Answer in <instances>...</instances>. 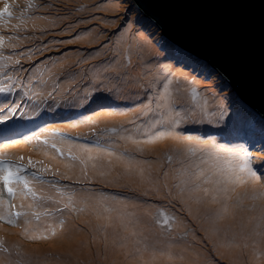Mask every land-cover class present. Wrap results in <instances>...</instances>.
<instances>
[{
  "label": "rangeland",
  "instance_id": "rangeland-1",
  "mask_svg": "<svg viewBox=\"0 0 264 264\" xmlns=\"http://www.w3.org/2000/svg\"><path fill=\"white\" fill-rule=\"evenodd\" d=\"M79 1L16 3H40L41 12L61 13L64 20L59 22L38 15L24 22L54 25L45 35L53 36L47 49L54 58L78 50L47 67L48 77L78 71L60 87L58 80H45L33 72L37 47H31L29 58L16 57V47L0 56V65L9 71L0 79L5 89L0 93L9 106L19 105L15 118L0 124V128L15 126L13 132L5 131L0 146L15 144L28 154L42 150L48 164L59 168L43 171L22 158L0 155L6 159L0 164V264H38L44 259L49 264H116L120 258L129 264H190L194 251V264L209 260L230 264L214 245L221 234L226 238L218 244L243 245L236 247L246 257L243 264H264V247L255 251L259 261L250 255L252 246H264L256 244L264 233V143L257 148L256 141L246 136L257 116L236 98L227 80L220 87L209 74L211 67L195 62L192 53L162 43L156 25L144 26L132 0H115L103 9L91 7L96 14L71 22L79 13L64 14L62 6ZM5 3L0 0V8ZM130 4L138 12L132 13ZM113 11L119 12L123 26L111 25L107 19L112 18L99 15ZM33 85L37 98L58 88L37 100L28 92ZM50 102L61 112L37 116L33 107ZM236 112L242 118L223 128ZM20 118L26 128L16 126ZM84 127L91 128L83 135L89 139L77 136ZM255 128L257 140L262 139L263 119ZM219 145L246 148L259 179L241 172L238 156ZM255 156L261 161L256 162ZM5 166L14 172L19 167L27 187L15 179L6 185ZM31 182L39 183V188ZM8 187L14 195L9 196ZM24 227H29L30 235ZM95 232L103 239L94 240L90 249ZM44 238L54 244L37 247ZM18 239L31 248H21ZM61 241L73 245L72 252L61 253L65 250ZM119 245L125 247L117 249L118 255L106 257Z\"/></svg>",
  "mask_w": 264,
  "mask_h": 264
},
{
  "label": "water",
  "instance_id": "water-1",
  "mask_svg": "<svg viewBox=\"0 0 264 264\" xmlns=\"http://www.w3.org/2000/svg\"><path fill=\"white\" fill-rule=\"evenodd\" d=\"M174 42L222 73L264 114V0H133Z\"/></svg>",
  "mask_w": 264,
  "mask_h": 264
},
{
  "label": "trees",
  "instance_id": "trees-1",
  "mask_svg": "<svg viewBox=\"0 0 264 264\" xmlns=\"http://www.w3.org/2000/svg\"><path fill=\"white\" fill-rule=\"evenodd\" d=\"M18 1H21V0H13L12 3L10 0H5V2L7 4L11 5V11H12L13 15H12L11 19L5 17L4 22L2 24H0V37L3 38V43L0 44V51H1L0 56H2V53H13V47H16V50H17V52L15 53L16 57H28L29 58V57H31V54H32L30 52L31 47L32 46L37 47V49L40 52L37 55L36 59H34L35 67L33 68V72L43 74L45 76V80H46V78H51L50 80H53V79L58 80L60 83V85L58 87H60L63 84L64 80L68 79L67 77H70L72 75L77 74L78 71H76V72L73 71V73L57 72V73H55L54 76L48 77L49 74L46 73L47 67H49V65H51L55 60L61 58L64 54L75 52L78 50L71 51V52H64L58 58H54V55L51 53V51H49L47 49L49 46H51L49 44L51 43L53 36L52 35L45 36L47 33L52 32L54 25L50 24V23H45L42 26H26V25H24V22L32 15H38V16L43 17V18L51 17L54 19V22H59V21L64 20V19L62 18L61 13L41 12L39 10L41 8L40 3H34V5L29 3L26 6H20V5L16 4V3H18ZM110 2H112L114 4L116 1L115 0H96L93 3H87L83 0H80L77 4H69L70 7L62 6L63 7L62 10L65 11L64 14L68 13V12L73 13L74 11L79 13L71 21V22H75L77 20H82V19L87 18L88 16H92V15L96 14L95 12H93L91 10V7L93 8L95 6L100 5L103 9V8H105L106 4L110 3ZM129 2H131V0H129ZM131 7H132V5H131ZM112 10H114V7ZM117 10L119 11V9H117ZM136 12H138L137 8L132 7V13H136ZM99 15L103 16V17H107V18H112V20L107 19L111 23V25H113L114 23H118V26H120V27L123 26V23H121V21L117 18V16H119V12L113 11V13H111V14L110 13H99ZM141 19H142V22L144 23V26L154 27V25H156L154 21L147 19L143 14H141L140 20ZM103 29H107V28L104 27ZM154 29H157L158 34H162V40H164V41H162V43L169 45V46L170 45L174 46L171 42H169L164 37L161 29L157 25ZM81 31L82 30H80L79 32H81ZM115 31H117L116 28H115ZM87 53H89V52H86L85 54H87ZM191 56L193 57V60L195 62H199V64H206L207 67H211L212 70L209 74H213L217 78V80L220 84V87H222L223 85H226V83H227L226 79L208 61H205V60L200 61V59H198V57L194 56L193 54ZM186 59H187V57H186ZM102 60H104V59H102ZM36 68H39V69H36ZM8 72L9 71L7 68H4L2 65H0V79L5 77ZM70 81H74L75 83H77L79 81H80V83L86 82V80H84V79H79V81L70 79ZM34 86L35 85H33V87L28 92H30V94L37 100H43L44 98L51 95L52 92L54 91V89L58 88V87H55V88H53L52 92H50V94L42 96L41 98H37L33 93ZM227 86L232 87L229 84H227ZM153 94H154L153 92L149 93V95H151V96H153ZM71 95H73V94L71 93ZM235 96L239 101H241L237 97L236 92H235ZM5 101H7V104H8V99L6 98V96H4L0 93V103H2L4 105ZM16 102H18V101H16ZM63 103L65 105L69 104V102L67 100H63ZM39 106H40V104L37 105V107H39ZM41 106H44V107L49 106L51 109V112L48 115H43L41 112H38L36 106H34L33 108L38 113L37 116L43 115L45 117H53L55 115H58L61 112L58 108L54 107L52 102L41 104ZM245 108L249 111V113L254 114L253 111H250V109L246 105H245ZM237 114L238 113L236 112L235 115H237ZM256 116H257V121L259 119H263V130H264V117L261 115H256ZM241 118L242 117L237 116V121H230V123H227L226 126L224 124L223 128H227V127H229V125L231 126V125L237 123L238 120H240ZM20 120H21V118L18 121H20ZM257 121L254 124V128L256 126ZM6 126L7 125H5L4 127H6ZM4 127H2V128H4ZM26 127H23V128H26ZM86 131L91 132V128H85V127L82 128L81 131L79 133H77V136H79L82 139H89L88 137L83 136ZM23 138H24V136H23ZM126 147H127V145H126ZM255 159H256V162L261 161L260 157L255 156ZM5 160L6 159H3L0 157V162L4 163ZM44 241L50 246H52V244H54L51 240H48L47 238H44ZM64 247H65V245H64ZM65 250H66V247H65ZM64 251H62L61 253H63Z\"/></svg>",
  "mask_w": 264,
  "mask_h": 264
},
{
  "label": "bare ground",
  "instance_id": "bare-ground-1",
  "mask_svg": "<svg viewBox=\"0 0 264 264\" xmlns=\"http://www.w3.org/2000/svg\"><path fill=\"white\" fill-rule=\"evenodd\" d=\"M187 66H189V65H187ZM36 108H37L38 112H41L43 115H48L51 112V109H50L49 106H46V107L39 106V107H36ZM253 113L255 115H258V112L257 111H255ZM43 115H41V116H43ZM43 117H45V116H43ZM230 120L231 121H237V116L234 114ZM27 125L28 124L22 122L21 120L16 124V126H18V127H26ZM14 127L15 126H11V127L6 126L4 128H1L0 129V139L1 138H4V134H5V131L6 130H9V131L13 132L14 131ZM253 140L255 142L257 140V137H254ZM0 155L1 156L9 155V156H15V157L22 158L26 162H28L29 164L34 165V166L38 167L39 169H41L43 171L46 170V169H51V170H53L55 172H59V168H58L57 165H55V164H48V157L44 153V151H42V150H38V151L34 152L33 154H28V153H26L24 151L18 150V148H17V146L15 144H10V145H2V146H0ZM30 161H31V163H30ZM30 185L32 187H34V188H39V186H40L39 183H37V182H31ZM24 186L25 185H23L22 187H24ZM1 200H2V198H0V201ZM262 214L264 215V213H262ZM202 230L204 232V235L213 244L214 241L212 240V237H210L207 234V232H206V230H205L204 227H202ZM23 232L26 235H30V233H29V227H24L23 228ZM225 238L226 237H225L224 234H221L220 236L216 237V242L214 243V245L216 246L217 252H220L225 259H228L230 264H243V260L246 259V257L242 254V252L240 250H237L236 249V247L242 249L243 248V245L241 244V245H237L235 247H228V246H225V245H222V244H218L219 243L218 241L224 240ZM102 239H103L102 233L95 232L92 235V241L90 242V245H89L90 249H91V245H92V243H93L94 240H102ZM258 239H259L260 242H256V244H260V243L264 242V233ZM17 243L19 244V246L21 248H25V249L31 248V246H30L29 243H27V242H25V241H23L21 239H18L17 240ZM39 243L40 244L37 247H44V248H49L50 247V245H48L46 242H43L41 239L39 240ZM63 243H64L66 249L68 248L65 251H68L69 253L72 252V249H73L74 246L73 245H70L69 246L70 243H67V242H63ZM122 247H125V246H123V245L114 246L112 248L111 253L108 256H106V257H109V256L113 255V253H116L118 255L120 253V250H117V249L122 248ZM259 247H264V246L262 244H260V246H252L251 253H250V255L251 256H254L257 261H259V259L256 257L255 251ZM127 248L129 249L130 254H131V247H127ZM219 248H225V251H221ZM131 255L135 258V256L133 254H131ZM80 256H81V254L78 251L76 253V257H80ZM135 260H137V259L135 258ZM195 260L196 259H195V251H194L193 256H192V258L190 260V264H194ZM137 262H138V260H137ZM38 264H49V263H47L46 262V259H44V260L40 261ZM116 264H129V263L128 262H125V259L124 258H120L117 261ZM132 264H138V263L133 262ZM207 264H218V263L209 260L207 262Z\"/></svg>",
  "mask_w": 264,
  "mask_h": 264
},
{
  "label": "snow or ice",
  "instance_id": "snow-or-ice-1",
  "mask_svg": "<svg viewBox=\"0 0 264 264\" xmlns=\"http://www.w3.org/2000/svg\"><path fill=\"white\" fill-rule=\"evenodd\" d=\"M12 15H13V13L11 11V5L5 3L4 7L0 8V24H2L4 22L5 17L11 19ZM2 43H3V38L0 37V44H2ZM167 82L170 84L172 81L169 78ZM4 91H5V89L3 87H0V92H4ZM7 91L11 92V88H8ZM18 107H19V105L9 106L7 104V101H5L4 106L0 107V124H3L4 122L9 121L10 118L11 119L15 118ZM223 117H224V112L221 111L220 119H223ZM33 135L35 136L38 134L35 133ZM161 135H164V133L162 132ZM28 138L31 139V137H28ZM187 139H191V137H187ZM212 139L214 140V138H212ZM53 147H55V146L53 145ZM218 147L222 151H225L229 154L238 156V158L242 161L241 168H240L241 172L247 173L249 176L256 177L257 179H259V177L256 176V172L253 171V169H252V165H251L252 157L246 148H244L242 146L236 147V148H227L224 145H219ZM30 163H31V161H30ZM2 170L6 171V173H7L6 175H4L2 177V179L6 185L11 184L13 179H15L18 182H23L25 187H27V184H28L27 178L22 176V175H18V173L20 171L19 167L16 169L15 172L12 170L11 166H5ZM35 175H36V173L33 172V176H35ZM29 191H30V189H29ZM205 191H207V190L205 189ZM7 192L9 194V196L14 195L12 187H8ZM15 215L17 217H19L20 213L17 212ZM9 222L12 223L13 221L10 220Z\"/></svg>",
  "mask_w": 264,
  "mask_h": 264
},
{
  "label": "clouds",
  "instance_id": "clouds-1",
  "mask_svg": "<svg viewBox=\"0 0 264 264\" xmlns=\"http://www.w3.org/2000/svg\"><path fill=\"white\" fill-rule=\"evenodd\" d=\"M258 112L260 113L259 115L264 117V114L261 111L258 110Z\"/></svg>",
  "mask_w": 264,
  "mask_h": 264
}]
</instances>
